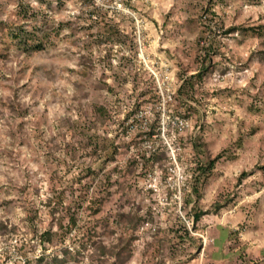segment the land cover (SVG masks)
<instances>
[{
	"label": "rangeland",
	"instance_id": "rangeland-1",
	"mask_svg": "<svg viewBox=\"0 0 264 264\" xmlns=\"http://www.w3.org/2000/svg\"><path fill=\"white\" fill-rule=\"evenodd\" d=\"M251 26L264 0H0V264H264Z\"/></svg>",
	"mask_w": 264,
	"mask_h": 264
},
{
	"label": "trees",
	"instance_id": "trees-1",
	"mask_svg": "<svg viewBox=\"0 0 264 264\" xmlns=\"http://www.w3.org/2000/svg\"><path fill=\"white\" fill-rule=\"evenodd\" d=\"M246 30L251 31L253 33L259 34V35H264V26H251L246 28ZM19 32H15L11 30V38H13V40L17 43L18 46L20 47H24V51H28L29 50V44H28V40L29 39H34L35 40V47L37 49H42L43 48V42L41 40V38H39L34 31L30 32L29 34H26L23 38V34L24 31L22 28L18 29ZM259 54L262 57V60L264 61V40L262 41V49L259 50ZM206 71V67L202 66V69L199 70V72L197 74H194L193 76H190L187 80H185V82L183 83H189L191 86L194 85V82H200L202 79V76L204 74V72ZM184 85V84H182ZM182 85L179 87V91L182 89ZM93 111H94V115L96 118L102 119V117H104V114L106 113V109L104 108V106L102 105H94L93 106ZM116 150L115 148H113L112 150H109V159L113 158V155L115 154ZM223 157V153H219L217 154L214 158H210L209 156H207V162L206 164L202 167L201 170V174L204 175V177L207 176V174L211 171V169H213L215 163L220 160ZM214 207V206H213ZM215 207L218 208L219 205L215 204ZM205 212H201V211H196L195 215H194V219L198 220L201 215H203ZM70 224L71 226L75 225V219L73 217L70 218ZM51 231H45L42 234V238H44L47 241H51ZM129 243L125 242L123 243V245H114L112 247H105V246H98V250L99 253H101L100 255H104L105 253L108 254L109 257H114L115 259H117L118 261H123L122 260V255L123 252L126 250V248H128ZM39 261H42V259H40Z\"/></svg>",
	"mask_w": 264,
	"mask_h": 264
},
{
	"label": "built area",
	"instance_id": "built-area-1",
	"mask_svg": "<svg viewBox=\"0 0 264 264\" xmlns=\"http://www.w3.org/2000/svg\"><path fill=\"white\" fill-rule=\"evenodd\" d=\"M175 160H176V158H175V156L172 154V155H171V161H172V163H174Z\"/></svg>",
	"mask_w": 264,
	"mask_h": 264
}]
</instances>
